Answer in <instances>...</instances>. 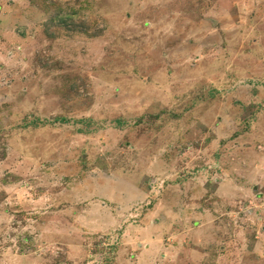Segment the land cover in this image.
<instances>
[{"label": "rangeland", "instance_id": "374dc122", "mask_svg": "<svg viewBox=\"0 0 264 264\" xmlns=\"http://www.w3.org/2000/svg\"><path fill=\"white\" fill-rule=\"evenodd\" d=\"M0 264H264V0H0Z\"/></svg>", "mask_w": 264, "mask_h": 264}]
</instances>
